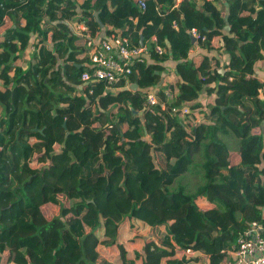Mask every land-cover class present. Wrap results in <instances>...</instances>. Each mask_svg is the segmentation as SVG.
<instances>
[{
	"label": "trees",
	"instance_id": "16d2710c",
	"mask_svg": "<svg viewBox=\"0 0 264 264\" xmlns=\"http://www.w3.org/2000/svg\"><path fill=\"white\" fill-rule=\"evenodd\" d=\"M144 1L0 0V264H228L264 223V0ZM95 12L106 35L151 48L113 88L82 80ZM198 155L203 183L172 188Z\"/></svg>",
	"mask_w": 264,
	"mask_h": 264
},
{
	"label": "built area",
	"instance_id": "2783aa9c",
	"mask_svg": "<svg viewBox=\"0 0 264 264\" xmlns=\"http://www.w3.org/2000/svg\"><path fill=\"white\" fill-rule=\"evenodd\" d=\"M181 1L183 0H179L175 7H178ZM139 6L142 10H145L146 2L140 0ZM174 25L175 27L178 26L176 22ZM71 28L79 35H88V28L83 22L71 23ZM192 35L197 39L199 37L196 29L192 30ZM104 37L98 42L91 38L89 42L88 65L90 70L82 74L84 85L105 81L109 88H113L115 83L123 79L129 80L128 77L137 63L145 61L146 58L149 60L152 56L151 48L148 44L134 45L127 36ZM152 42L154 43V51L162 57L166 53V49L158 43L156 36L152 37ZM33 49L35 50V46H33ZM127 87H131L130 81H128ZM198 93L200 94V91ZM148 103V107L151 110L150 106L156 103V97L153 93L149 94ZM178 108L181 107H176L173 111ZM183 113L185 115L189 114L190 109L184 108ZM186 252L194 254L195 251L188 249ZM229 256L228 264H264V223L253 222L250 228L239 238L238 245L229 251Z\"/></svg>",
	"mask_w": 264,
	"mask_h": 264
},
{
	"label": "crops",
	"instance_id": "0c3cea01",
	"mask_svg": "<svg viewBox=\"0 0 264 264\" xmlns=\"http://www.w3.org/2000/svg\"><path fill=\"white\" fill-rule=\"evenodd\" d=\"M158 1L160 2V0H158ZM178 2H179V0H173V6H175ZM218 7H219V9H221V10H223V11H226V9H227V5H226V3H224V2H219V3H218ZM75 9H76V11H77L76 15L79 14V13H81V10H80V8H78V6H77ZM24 23H25V21L23 22V24H24ZM1 33L3 34L4 32L1 31ZM104 36H108V35H106L105 33H103L102 30H101V34H100V36L95 37V38H93V39H94L95 41L98 42V41H101L102 39H104V38H105ZM35 39H36L35 37H32L31 45H30L29 48L23 53V61H24L25 65H27V62L31 59V57H32V55H33V52H34V49H33V46H34V45H33V41H34ZM47 43H48V46H50V47L52 48V42H47ZM202 51H203L205 54H208L207 51H204V50H202ZM213 54H216V53H215V52H211V55H213ZM194 55H195V54H192L191 57H193ZM217 55H218V54H217ZM219 57H220L223 61H224V60H225V61H228V57H227L226 55H221V54H219ZM150 59H151V58H149V60H150ZM60 63H62V60H60ZM165 65H166L167 67H169V68H174L177 64H176V62L173 61V59H171V60L165 62ZM257 72H258L259 76H260L261 78L264 79V65H263V66H259L258 69H257ZM83 86H84V85H82L81 87H83ZM113 90H114V89H113ZM206 100H207V95L201 91L196 101L201 102V104H202L203 106H206V104H204V103L206 102ZM205 110H206V109H205ZM199 118H200V116H199ZM196 202H197V204L201 207V209H203V210H208V209H210V208L213 206V205H212L211 203H209L207 200H204V199H201V198H198V199L196 200ZM149 237H151V235L147 236L146 238H149ZM140 246H141V244H139V243H137V244H133V246H132V250H131L130 253H129V257H133V256H134L133 248H134V247H140ZM186 253H187V255H190L188 252H186ZM194 255H198L197 252H194ZM202 256H204V255H202ZM205 257L207 258V256H205ZM138 264H141V262L139 261ZM193 264H195V263H193Z\"/></svg>",
	"mask_w": 264,
	"mask_h": 264
},
{
	"label": "rangeland",
	"instance_id": "374dc122",
	"mask_svg": "<svg viewBox=\"0 0 264 264\" xmlns=\"http://www.w3.org/2000/svg\"><path fill=\"white\" fill-rule=\"evenodd\" d=\"M64 6V5H63ZM207 105V104H206ZM206 109V112L209 113V107L205 106L204 107ZM200 116V118H199ZM203 115H198V119H202ZM222 136V135H221ZM222 140H225L227 142V144L230 146L229 148H231L232 150H237L240 146L239 139L231 136V137H221ZM230 149V150H231ZM197 162L195 161V163L193 164V166L191 167V170L186 173L185 175L181 176L180 178H178L174 185L172 186V188L174 187H178L180 185V183L182 185H185L187 187V191L189 192H194L196 191V189L199 187L200 184L203 183V173L201 171V166H202V158L200 155L196 156ZM33 165L37 166L36 163H33ZM235 175H237L236 172H234ZM146 217V216H145ZM145 221L147 222H152L153 220L149 217L145 218ZM50 234H48L46 236V238L49 240Z\"/></svg>",
	"mask_w": 264,
	"mask_h": 264
},
{
	"label": "water",
	"instance_id": "95a60500",
	"mask_svg": "<svg viewBox=\"0 0 264 264\" xmlns=\"http://www.w3.org/2000/svg\"><path fill=\"white\" fill-rule=\"evenodd\" d=\"M95 16H96V19H97L98 23L100 24V26H101V28H102V32L105 33V31H106V29H107V26L104 25V24L100 21L99 13H98V12H95ZM197 40H198V39H197L196 37H192V42H193V43H197ZM141 44L143 45V37L141 38ZM170 53H171V50H170ZM171 57H173L172 54H171ZM176 64H177V63H176ZM163 76H164V73H163ZM163 83H164V77L161 79V81H160V83H159V86H161ZM131 89H132V90H143L144 92H147L146 89H141V88H139L138 84H136V83L132 84ZM134 113H135V112H134ZM139 114H140L141 116H143V112H140ZM197 254H198V255H203L200 251H198Z\"/></svg>",
	"mask_w": 264,
	"mask_h": 264
}]
</instances>
